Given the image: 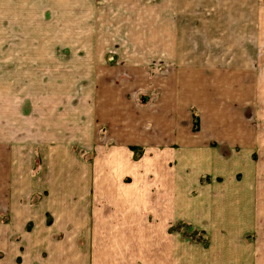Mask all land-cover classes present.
Listing matches in <instances>:
<instances>
[{"label": "crops", "instance_id": "0c3cea01", "mask_svg": "<svg viewBox=\"0 0 264 264\" xmlns=\"http://www.w3.org/2000/svg\"><path fill=\"white\" fill-rule=\"evenodd\" d=\"M6 2L16 3L0 0L3 6ZM174 7L178 11L172 12L173 59L168 66L173 76L163 74L174 83L173 102L164 98L171 104L164 115L159 108L162 126L165 120L171 123L169 136L146 139L145 127L152 122L137 119L145 108L126 111L133 91L121 86L117 92L118 77L112 76L116 70L107 67L94 40L91 45L80 42L77 64L80 89L90 84L87 99L94 108L80 113L75 134L77 138L80 131L78 141L85 144V139L100 138L101 124L106 123L113 144L86 164L73 138L53 142L48 133L40 139L34 134V140L25 142L29 149H22L20 139L0 138V172L8 164L6 190L0 191V241L7 244L1 248L0 264H94L96 241L105 232L144 243L154 219L160 227L152 235L158 264H264V0H176ZM137 50L126 45L129 61L121 64L141 66L147 50L144 56ZM56 57L60 66H68L69 48L56 44L24 49L3 42L0 35L1 68L51 67ZM101 66L107 67V75L101 74ZM12 76L0 78V107L8 102L13 113L21 100L15 91L20 84L11 85L15 79L7 84ZM133 77L140 79L138 74ZM42 79L49 88L64 82L52 74ZM161 88L156 86L160 94L154 99L162 97ZM48 108L49 99L36 113L40 119L29 117L30 131H53L52 122L60 118L48 116ZM194 110L199 113L197 130ZM133 145L145 147L139 160L134 159ZM37 150L43 164L33 175ZM153 170L160 197L150 204L146 182ZM127 177L133 182L127 183ZM37 194L41 196L34 203ZM182 221L207 233L208 244L168 233ZM148 253L146 247L144 255Z\"/></svg>", "mask_w": 264, "mask_h": 264}, {"label": "rangeland", "instance_id": "374dc122", "mask_svg": "<svg viewBox=\"0 0 264 264\" xmlns=\"http://www.w3.org/2000/svg\"><path fill=\"white\" fill-rule=\"evenodd\" d=\"M174 1L176 0H15V4H8L7 2L4 6L0 4V35L3 42L21 46L24 49L29 46L41 48L45 45L53 46L57 44L58 47L65 45L69 48L70 53L68 66H60L56 62L60 59L56 57L53 58L54 65L51 67L34 66L28 68L7 65L4 68L0 67V71L3 70V74L0 73V78L13 75L10 82L6 80L7 84H10L14 79V84L11 83V85L20 84V88L15 91H19V100H21L19 109L13 113L8 102L0 107V125L4 126V129L0 130V138H4L6 141L20 139L22 144L25 145H22V149H29V147H26L25 142L34 140V134H37V138H39V135L45 134L46 136L48 133L47 136L52 135L53 142L73 138V140H77L75 151L86 164H92L99 151L107 149L109 145L113 144L108 138L106 123H102L106 118L101 119L100 132L102 134L100 138L96 139L95 137V140H93L94 138L90 137L85 139L86 143L83 144L82 140L81 143L78 141L80 131L77 138V134H75L78 126L80 127V113L87 114L94 108V106L89 105V99H87L88 91H91L90 84H85V87L80 89V66L77 65L80 64L78 62L80 61V42L91 45L94 40L96 45L100 47V55L103 56L106 65H108L107 67L116 70L114 71L115 75L112 76L118 77L117 92L121 86L123 89L133 91L130 93V101L126 100V111L129 113L132 108L138 112L140 110L138 108H145L144 112L142 111L137 116V119L142 121L151 120L152 122L149 127H145L144 131L146 137H148L146 139H155L162 134L169 136L167 133L170 131L169 125L171 123L165 120V124L162 126L163 118H161L159 111L161 109L164 115L165 109L168 111L171 108V104H167L170 101L173 102L174 83L171 81L172 79L168 81L163 74L173 76V69L168 66L172 65L173 59L171 29L172 22L175 19L172 12L178 11L174 7ZM94 16L96 19L93 18ZM13 22L15 23L13 24ZM130 44L138 48L137 52L134 53H141L144 56V52L147 50L146 56H144L146 60L143 61L141 66L127 68L121 64L129 61L124 53L126 45ZM26 52L22 51L21 53ZM107 67L101 66L99 68L102 71L101 74L107 73ZM87 70L91 72L92 69L87 67ZM260 73L262 79H264V65L260 68ZM50 74L62 78L64 82L62 84L52 83L53 88L46 87L42 78L50 76ZM132 74H138L140 76L139 81L138 79L134 80V77L133 79L129 78ZM120 75L126 76L127 79H120ZM29 80L33 82L31 83L33 88L28 87ZM48 85L50 86V84ZM105 85H108V83ZM159 85L164 88H161L162 97L154 99V96L156 98L160 94L156 89V86ZM107 87L109 89V86ZM260 88L264 93V83L260 84ZM149 89L153 90L152 94L149 93L151 92ZM6 92L10 94L9 89H6ZM164 98L169 100L168 103L164 101ZM48 99V116L53 114L54 118H60L57 119L60 123L57 121L52 122L54 128L52 132L30 131L29 129L33 125L28 123L29 117L40 119L41 115H36V113L42 112ZM260 102L261 113H263L264 97H262V94ZM163 106L164 109H162ZM192 115L193 129L197 130L199 113L194 110ZM134 125L136 126V124ZM115 129L118 131L117 126H115ZM73 134H75V137L72 136ZM47 139L45 137L43 140L48 141ZM130 148L134 152L135 160H139L145 151V147L141 146L133 145ZM42 164L41 155L37 150L33 175L41 171ZM7 165L0 172L1 192H3V188L6 190L5 185L8 181ZM149 174L150 177L148 176L146 182L150 191L148 198L150 204H155L160 197V193L155 184L156 173L153 170ZM127 178V183L133 182L131 178ZM163 185L164 187L169 186L170 182H163ZM40 196L39 194L34 196V203L38 202L37 198ZM117 214L116 212V216ZM7 219L8 215H4L2 221L7 223ZM157 222L156 219L150 221L152 226L148 229L147 242L144 243H141L140 239L135 237H108L105 232L103 234L104 239L96 241L95 250L97 252L94 264H158V258L153 252L158 245L155 237L160 227ZM173 227L170 230L168 229L169 234L180 232L182 237L195 243L208 244V234L201 229L192 228L187 222L182 221L179 225ZM3 246H7V244L0 241V258L3 256L1 249ZM146 247H148V255H144ZM126 252H128L127 256L125 255Z\"/></svg>", "mask_w": 264, "mask_h": 264}]
</instances>
